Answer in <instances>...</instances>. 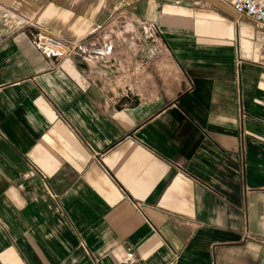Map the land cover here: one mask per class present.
Listing matches in <instances>:
<instances>
[{"label": "crops", "instance_id": "obj_1", "mask_svg": "<svg viewBox=\"0 0 264 264\" xmlns=\"http://www.w3.org/2000/svg\"><path fill=\"white\" fill-rule=\"evenodd\" d=\"M4 10L34 27H0V264H264V27L216 0ZM36 28L122 41L49 61Z\"/></svg>", "mask_w": 264, "mask_h": 264}, {"label": "built area", "instance_id": "obj_2", "mask_svg": "<svg viewBox=\"0 0 264 264\" xmlns=\"http://www.w3.org/2000/svg\"><path fill=\"white\" fill-rule=\"evenodd\" d=\"M219 3L227 6L237 17H245L252 20L257 25L264 27V0H216ZM123 25L126 22L122 23ZM0 27L4 29L7 34H13L18 31H23L30 27H34L32 23L19 18L10 10H4L0 15ZM132 38V37H131ZM32 44L37 50L47 58L49 61H62L76 57L80 62L88 63L100 55L102 49L107 48V52H111L114 46L120 45V41L109 42L103 44L95 51L82 49L78 42H69L52 35L48 31L36 28L30 33ZM156 57L153 56V60ZM147 63L142 62L138 69L143 70Z\"/></svg>", "mask_w": 264, "mask_h": 264}, {"label": "rangeland", "instance_id": "obj_3", "mask_svg": "<svg viewBox=\"0 0 264 264\" xmlns=\"http://www.w3.org/2000/svg\"><path fill=\"white\" fill-rule=\"evenodd\" d=\"M117 31L119 32V31H121V29H117ZM156 38H158V37H156ZM149 40H150L151 44H153L154 46L157 44V46H159L160 48H162V45H161L162 42L160 41V39L159 40H155L154 38H149ZM155 41H157V42L155 43Z\"/></svg>", "mask_w": 264, "mask_h": 264}, {"label": "water", "instance_id": "obj_4", "mask_svg": "<svg viewBox=\"0 0 264 264\" xmlns=\"http://www.w3.org/2000/svg\"><path fill=\"white\" fill-rule=\"evenodd\" d=\"M83 63V62H82Z\"/></svg>", "mask_w": 264, "mask_h": 264}]
</instances>
